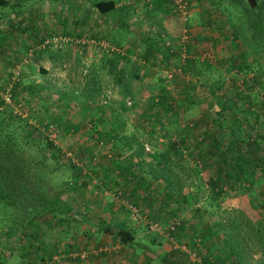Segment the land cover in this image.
<instances>
[{"label":"rangeland","instance_id":"374dc122","mask_svg":"<svg viewBox=\"0 0 264 264\" xmlns=\"http://www.w3.org/2000/svg\"><path fill=\"white\" fill-rule=\"evenodd\" d=\"M90 1L7 0L8 5L0 8V12L3 13L0 17V26L6 32L7 38L0 43V178L1 176L5 177V169L3 168L5 158L3 157L8 156L6 154H10L11 157L13 155L18 159L17 163L21 168L20 170H23V174L26 173L27 181L35 182L40 190L47 192L50 198L52 197L60 203L56 195L58 193H56L57 188H60V190L66 189L67 172L72 169L68 154L65 156V153H68V150L72 152L74 157L71 156L78 163L75 167L85 171L88 170V160L94 162L97 156L89 159L84 155H78V150L87 148V143H93L92 145L95 148L99 147L95 146L93 139L89 141L83 136L87 137L88 133L100 136V132L103 130L106 132L108 126H110V130L116 127L117 132H120L119 126L122 124V134L131 135L128 141L136 154L139 157L141 156L137 165L152 172L146 175V178L157 175L158 177L155 180L159 182V186L169 182V188L165 189L164 187L168 191H157L158 196L164 199L168 196L175 200L178 197L182 199L181 195L174 196L178 190L177 186H181L183 194L188 189V183H191L192 186L196 185L197 187L192 192L198 198L200 194L198 172L188 175L186 169L189 167L196 168L199 164V156H189L186 150L188 147L192 150L197 148L201 128L200 124H196L197 126L191 124L195 120L194 115L197 113L190 117L187 111L189 110V114H192L210 100L219 103L218 100H220L222 93L228 97L231 95L228 88L231 90V87L236 88L240 85L243 87V81L246 77L249 80L252 79L251 84L254 87L251 90H254L257 94L260 92L257 98L259 100L260 98L264 99V39L257 36L260 30L255 32L256 38L252 39L246 23L237 20L238 18H244L242 11L239 12L240 9L238 10L234 6L226 12L223 11L222 14L215 10V7H210V4L202 0H181L185 6L182 12L175 10L173 7L174 0H126L124 4L122 3V15L129 18L127 20L129 29L122 30V45H114L115 51L108 50L106 52L101 51V53L95 47L90 46L93 44V39L90 40L92 42H89L88 45L78 47L73 43L64 47L62 42L53 41L55 45L59 43V46L55 47L50 44L45 49L37 48L38 44L35 43L38 42L41 35L38 36L35 42V37L29 34L30 24L26 27L16 25L24 23L23 21H17V19L24 16V14L27 15L29 7H34V4L38 9H49L48 12L43 11L42 14L39 12L36 18H39L40 15H48V19L53 18V22H55V19L68 9L67 4L69 6L76 4L87 16ZM203 4L205 9H201ZM251 8H253V12H259L261 19L264 21V0H255V4ZM122 15H120V19H122ZM90 16L93 18L92 14ZM70 18H68V22ZM48 19L45 21L46 24H51ZM95 21L99 22L98 18H95ZM211 26H215V28L212 30ZM147 27L154 31L163 32L165 41L169 43L168 46L177 47L179 43H183L182 48L174 49L173 55H164L162 51L156 50L162 56L158 63L159 69L167 67V74L171 75L169 78L172 82L165 83L166 79L157 75L153 80L154 92H131V104L127 103L125 105L123 97L117 92L115 93V89L110 86L113 83V73L112 76L107 75V73L104 74L99 66L106 63L105 69H108L110 66L108 59L114 55L113 52H116L119 53V57L115 59V62L117 61V64L114 65L115 71L118 66L122 65V54L120 53L123 52L127 54H123L125 62L130 65L131 70L134 69V61L131 64L130 61L127 62L130 60L128 55L140 54L138 53L140 51L136 41L139 42L141 33ZM253 28L255 27L253 26ZM59 30L71 33L69 27H58L56 31ZM127 31H129L128 34ZM42 36L45 39L51 38L46 32ZM60 37L63 42H66L73 35ZM131 37L136 40L134 44L127 41ZM26 39L35 42L33 43V51H26L24 46L31 44L25 43L24 41H28ZM94 41H101L99 44L101 47L106 45L102 42V37L96 36ZM107 43L109 44V42ZM85 46L87 47L85 48ZM110 46L114 47L112 44ZM186 48L188 49L187 52ZM70 49L72 53H69V61L65 62L62 69L58 65H54L46 74L39 71L38 67H43L42 62L39 60L43 57V52L52 54L50 56L57 54V57L63 54L65 57L68 55L65 50L70 52ZM151 52L153 51L146 52L144 57H150ZM178 53L181 57L187 55V59L190 61V64L186 63L183 66L186 68L184 71L179 67ZM18 58L20 59L18 60ZM18 72L23 76L19 84L16 81ZM92 79H94V83H92ZM85 80L89 85L87 88L90 93H94L97 87L100 93L92 97L80 94L81 86H83ZM169 86H172V88ZM60 87H64V94L58 92ZM167 89L169 93H163V90L167 91ZM210 89H218L222 92L217 93L215 96L218 98L217 100L214 99V96L212 100L207 93ZM5 90H8L12 96L9 103H6L1 97ZM170 95L177 100L176 104L182 102V107H185V110L177 109L175 111L176 108H172L167 112V114L172 113L170 118L163 120L162 117L157 116V106L155 107L154 103L157 100V102L165 104L169 101L168 97ZM121 100L122 104L120 103ZM86 101L87 103L90 101L88 109V105L85 104ZM228 110L235 113L232 108L228 107ZM159 111L162 113L163 108H160ZM175 114H178L180 121H173L171 117ZM225 115L228 116V114ZM147 116L152 117L153 120H149ZM161 116L165 117L164 112ZM156 118H161L162 121L159 122ZM76 119L78 120L75 121ZM40 123H48L49 127L58 129L57 142H59V150L48 147L43 133L33 128ZM263 123L255 126L258 128L256 133L262 137H264ZM68 124L76 125L80 129L75 132L76 130L67 127ZM224 125L218 126V128L222 130L225 128ZM209 127L210 129L216 128L215 125ZM206 129L209 131L208 127ZM117 132L113 134L107 132V138L101 136L97 138L100 141L103 139V146L105 147L101 152L107 156L106 158L111 157L110 148H117V146L120 148L124 143L122 139L112 141ZM183 136L188 139L183 141ZM174 149L183 151L182 155H177ZM261 149H264V138L261 142ZM90 151L91 154L93 148H90ZM161 152L166 157L164 162L159 156ZM60 170L62 173H60ZM187 176L190 178L187 179ZM13 180L15 183L11 184L9 188H5V185L0 182V190L7 192L3 193L2 196L8 195V198L6 196L4 200L0 197V210L1 213L15 215V218L22 215V219L16 220L9 233L7 226H3L0 232V241L9 238L10 244L16 245L18 240L22 239L27 232L28 222L24 221L25 216H37V221H33L37 228L38 219L41 215L34 213L24 215L25 210L30 206L29 204L33 203L32 198L26 201V198L30 197L31 194L28 189L23 187V183L19 178ZM69 181L72 182L71 185H68ZM67 185L73 186L74 181L68 180ZM20 186H22L23 191H20ZM26 187L29 188L27 185ZM117 190L121 191L116 186L110 190L111 197L120 199L121 202L123 200L124 205H127L124 198L121 199V196L115 195ZM7 201L11 202V206L7 204ZM177 204L171 202L170 205L167 204L169 206L166 205L169 218L175 217L174 219H177L182 216V205ZM135 208L137 209L136 213H133L129 208L130 217H133L135 221L144 218L141 216L144 214L143 208H140L141 214L139 208ZM152 216L144 218L146 220L141 222L148 230L149 225L155 224V227L152 225V229H164L170 232L171 226L176 224V220L172 219L171 222H168V219L162 220ZM56 225L58 226V223ZM61 225L64 227V224L61 223ZM30 226L33 225L30 224ZM194 252L196 253V251Z\"/></svg>","mask_w":264,"mask_h":264},{"label":"crops","instance_id":"0c3cea01","mask_svg":"<svg viewBox=\"0 0 264 264\" xmlns=\"http://www.w3.org/2000/svg\"><path fill=\"white\" fill-rule=\"evenodd\" d=\"M94 1H90L87 16L76 4L71 6L67 4L68 9L63 11L62 15L55 19V22H53V18L48 19V15H40L39 18H36L39 12L42 14L43 11L48 12L49 9H38L34 4L35 8L29 7L27 11L29 15L24 14L17 19V21L24 23L16 25L26 27L30 24L29 34L35 37V42L41 35L37 43L28 39H26L28 41H24L25 43L40 44L45 39L42 35L46 32L50 37L73 35L66 42H63L62 39L57 41L62 42L64 47L70 43L75 44L74 42L77 41L83 43V46L88 45L93 39V44L90 46L98 49L100 53L108 50L115 51L112 42L108 44L102 40L106 44L103 47L105 49H103L99 46L101 41H94V37H102L105 31L109 32L116 29L121 21L124 23V29H129V25L127 26L129 18L122 15V3L124 4L126 0H112L114 7L104 13L96 11L93 7ZM70 2L74 3L73 1ZM90 14L93 15V18ZM120 15H122V20ZM69 17L71 18L68 22ZM95 18H98L99 22H94ZM46 19L51 24H46ZM56 23L59 24L56 25ZM58 27H69L71 33L56 31ZM14 35L16 36V34ZM81 39L85 41L82 42ZM120 39L122 40V35ZM121 40H119V44L122 45ZM127 41L134 44L136 40L131 37ZM136 43L140 51L138 53L141 56L135 54L133 56L128 55L130 60L126 58L130 64L134 61V69L131 70L130 65H127L124 60V55L127 54L120 53L122 54V69L124 70L122 86L127 87L130 93L154 92L153 80H155V76L164 77L165 83L172 82L169 78L171 75L167 74V67L159 69L158 63L162 59L161 54L152 48L151 51L153 52L150 53V57H144L147 47L140 41H136ZM58 44L53 45L57 47ZM75 46L77 45L75 44ZM65 52L68 53L65 57L63 54L62 56L58 55V57L57 54H54L53 56L56 57H53L50 56L52 54L43 52V57L39 59L43 67H38L44 69L42 74L48 73L54 65H58L62 69L65 62L69 61V53H72L71 49L70 52L68 50ZM146 58L147 60H145ZM106 66L105 63L99 68L104 74L107 73V75L112 76L109 70L105 69ZM113 76H115V71ZM110 86L115 89V93H118L116 91L117 84L112 83ZM87 87L89 85L85 80L81 90L79 89L80 94L82 92L90 94ZM241 87L242 85L236 88L241 89ZM236 88L231 87L232 91L228 88L229 94L232 95ZM63 91L64 87H60L58 90L61 94H64ZM207 93L211 99L214 96V99L217 100L218 98L215 96L222 92L218 89H210ZM82 94L85 95V93ZM90 101L88 103L86 101L85 104L88 105ZM258 101L261 103V108L264 107L263 99L260 98ZM220 105L217 101L210 100L192 114H189V110L187 111L190 117L197 113L194 115V121L199 120L198 124L201 128L198 141L202 144L195 150H191L193 152L191 156H199V164L196 166L199 176L198 189L200 190L198 198L192 192L197 188L196 185L192 186L191 183H188V189L183 192L182 199L178 197L179 201H177L178 199L175 200L169 196L164 199L158 196L157 191L166 188L164 189V185L159 186V182L153 180V176L146 178V175L150 174L151 171L137 165L141 156L139 157L133 148L125 146L119 149L110 148L111 157L106 158L107 156L101 152L103 149L93 147V143H87L88 147L78 150V155H84L89 159L97 156L96 160L94 162L88 160L89 169L86 171L79 167H72L67 172V181L73 180L74 185L68 186L66 181V189L57 188L56 191V193L58 192L56 195L60 201V208H65L66 212L54 211V215L50 216L42 211L37 228L33 222L37 221V216H25V220H23L28 222L26 235L24 237L21 235L23 238L18 240L16 245L10 244L9 238L0 241V264H190L189 262H193V264H264V168L262 167L261 171L258 169L250 175L251 170L245 165L238 168L234 162L231 165H225L220 161V158L224 156L230 158L236 155L238 147L236 145L238 137L234 133L227 132L225 125L230 126L237 122L246 132L245 130H249L251 126L261 125L264 118L260 114L257 118H253L247 114V111L240 112L236 109L237 105H232L233 110L236 109L235 113L225 109L220 116V124H225V128L221 130L216 126L211 130L209 126L217 124L214 122L217 114L212 111L218 109ZM89 107L88 105L87 109ZM247 107L249 106L243 108L247 109ZM184 108L181 107L180 110L183 111ZM176 115L178 116V114ZM173 121L175 120L173 119ZM178 121L180 120L175 122ZM74 128L75 132L80 129L76 125ZM119 129H122V124ZM107 132L111 134L117 132L116 127L110 130V126H108L107 131L103 130L99 135L107 138ZM118 133L120 132L115 134L112 141L122 139V130L120 134ZM87 135V137H83L89 141L100 138V136L90 133ZM186 139L188 138L183 136L182 140L185 141ZM90 148H93L91 154ZM245 149L246 146L243 145L240 151L246 157L249 152ZM186 170V174H193L192 167ZM60 173H62L61 170ZM188 178L190 177L187 176ZM115 186L121 189L122 196L120 198H124L127 205H124L123 200L121 202L120 199L111 197L110 190ZM6 196L8 198L7 194L1 198L4 200ZM171 202L182 205L181 217L169 218L166 205L168 203L170 205ZM7 204L11 206V202L7 201ZM129 205L139 208L140 214V208H143L144 214L141 216L144 218L153 215L154 218L168 219V222H171L172 219L176 220L175 223L179 224L175 226L172 233L164 229L148 230L144 224H141L142 220L146 219L140 218L135 221L133 217V219L130 217ZM26 213L32 214L25 210L24 215ZM21 219L22 215L15 218V215L1 213L0 210V232L3 226H7L9 233L16 220ZM164 222L166 223V221ZM3 223L5 224L3 225ZM61 223L64 224V227ZM219 226L220 228H218ZM229 226L232 237L236 238L237 241H232V252L227 253L220 249V246H222L221 241L226 228ZM39 227H41L40 230H38ZM125 231L129 236H123L124 240L122 241V233ZM210 231H212L211 235ZM213 244H215L214 249L211 246Z\"/></svg>","mask_w":264,"mask_h":264},{"label":"trees","instance_id":"16d2710c","mask_svg":"<svg viewBox=\"0 0 264 264\" xmlns=\"http://www.w3.org/2000/svg\"><path fill=\"white\" fill-rule=\"evenodd\" d=\"M202 1H205L206 3L210 4V7L211 6L215 7V10H217L219 13H222L223 11L226 12V10L236 6L238 8V10L240 9L239 12L242 11V13L244 15V18H242V19L238 18L237 20L246 23V25H247L246 27L250 31L252 39L256 38L255 32L258 30H260V32L257 36L260 37L261 39H264V21L261 19V15L259 12H253V8H251V6H249V4L246 2V0H202ZM7 5H8L7 0H0V8L6 7ZM171 5H172V3H171ZM93 7L96 9L97 12L104 13V12L112 9L114 7V3L112 0H95L93 3ZM201 9H205L204 4L201 6ZM2 15H3V13L0 12V17ZM116 22H118V20H116ZM116 24H118V23H116ZM253 26L255 28L252 29ZM211 28L213 30L215 28V26H213V27L211 26ZM122 30H125V29H124V23L121 21L118 24V27H116V29L111 30L109 32L105 31V34L102 36V40H105L107 42H112L113 45H120L121 46V44H119V40H121L120 36L122 35ZM128 32L129 31H127V34H128ZM164 37L165 36H163V32L161 33L159 30L154 31L153 29L147 27L143 31V33H141V35L139 37V41H140V43H142L144 46L147 47V52L153 48L155 50L162 51L164 53V55H173L174 49H176V48L181 49L182 48L183 43L182 44L179 43L177 47L176 46H168L169 43H167L165 41ZM6 39H7L6 38V32H4L2 27L0 26V43L2 41H5ZM121 42H122V40H121ZM166 43H167V45H166ZM75 44L77 46L83 45V43H81L80 41L75 42ZM0 46H1V44H0ZM25 46H26L25 47L26 51L33 50V44H27ZM40 47L41 46L38 43L37 48H40ZM45 48L46 47H44V49ZM184 48H185V46H184ZM103 49H105V48H103ZM187 50L188 49L186 48V52H187ZM113 54L114 55L108 59V62L110 64V66L108 67V70L111 74L112 73L114 74V72H113L114 71V65H115V63L117 64V61L115 62V59H117V57H119V53L113 52ZM178 57H179L178 58L179 67L181 68V70L184 71L186 68L183 66L186 65V63L190 64L189 59H187L188 56L182 55V57H181L180 53H178ZM19 59L20 58H18V60ZM39 71H41L43 73L44 69L39 68ZM123 75H124V70L122 69V65H120L115 70V76H113V81H114L113 83L118 85L116 91H118V94H120V96L123 97V99L125 101V105H126L127 103L131 104V101H130L131 100V98H130L131 93L128 91L127 87L122 86ZM21 77H23L22 74L20 72H18L17 77H16L17 78L16 81L18 84L22 80ZM251 77L254 78L253 76H251ZM92 80H93L92 83H94V79H92ZM251 80L252 79L249 80V78L246 77L245 81H243V87H241V89L242 88L243 89L241 90L240 88H236L235 92H233V94L229 95L228 97L224 93L221 94V96H220L221 98H220V100H218L219 101L218 104H221V105H220V107L218 106L219 108L215 109V111H214V113L216 112L215 114H217L215 116V119H214V122H217V124H215V126H217V127L222 126V124H220V121H221L220 116L222 115V113L225 109H228V107L232 108V105H234V106L237 105L236 109L240 112L247 111V114L251 115L253 118H257L259 116V114L261 116H263V118H264V107L261 108V106H260L261 103H259V101H258L259 99L257 98L258 94L256 92L255 93L251 92V88L254 87L251 84ZM94 91H95V93H90V94H88L87 92H82V93H85L89 97H92L93 95L100 93L98 87ZM163 93L167 94L168 92L163 90ZM168 99H169V101H167L165 104L157 102V100L154 103L155 107L157 106V109H156L157 110L156 113L158 114L157 116L162 117L163 120H165V118L166 119L170 118L172 113L170 112L167 114V112H169L172 108H176L175 109V111H176L177 109H181V107L183 105V104H181L182 102L176 104L177 100L175 98H173V96H171V95L168 97ZM263 102H264V99H263ZM120 103L121 104L123 103L122 100ZM247 105L249 107L251 106V108L250 109H249V107H247V109L243 108ZM160 108H163V112H164L165 117L161 116L163 112L162 113L160 111L158 112V110ZM145 115H146V113H145ZM147 118L149 120H151L152 117L147 116ZM171 118L174 119L175 121H177L179 119V116H177L175 114ZM162 119L156 118V120H158L159 122L162 121ZM216 119H217V121H216ZM200 121H202V120L200 119ZM198 122H199V120H196V122L192 121L191 124L196 125V124H198ZM31 125H33V124H31ZM48 125H49L48 123H40L37 126H34L33 128H36L38 131L40 130L41 133H43V136L45 137L44 139L46 141V145L48 147H50L52 149L59 150L60 148L58 146L53 145L52 141L48 140L46 138L47 136L42 131L43 130L42 128H45ZM225 126L227 128V132L234 133L236 136H238V138L236 139V145L238 147L236 150V155H234L233 157L229 156L230 158H227L225 156L223 158H220L221 163L225 164V165H231V163L234 162L235 166H237L238 168L245 165V167L250 168V170H251L250 175H252V172L257 171L258 169H259L258 171H261V168L262 167L264 168V149H261V142H262V139L264 137H262L260 134L258 135L256 133L258 128H256L255 126H251L249 131L246 129L245 130L246 132H244V130H242L241 126L237 122H234V124H232L230 126L229 125H225ZM67 127L69 129L73 130L74 125L68 124ZM74 130H75V128H74ZM121 130L122 129H120V133H121ZM248 132L250 133L249 136H248ZM120 133H118V134H120ZM123 135H125V136H123ZM247 136H248V138H247ZM130 137H131V135L128 136L127 134H122V140L124 143L121 146H125L127 148H132L131 143L128 141V138H130ZM93 142H94L95 146L99 147V149H104L105 146H103L104 145L103 140L100 141L99 139H95ZM201 144H202V142L198 141L196 147H200ZM243 145L246 146L245 150L249 152V154L246 155L247 159L244 156V154H242V152L240 151L241 147L243 148ZM117 148L119 149L118 146H117ZM120 148H122V147H120ZM191 150L192 149L190 147H188L186 150L188 152L189 156H191L193 154V152ZM182 152L183 151H181L180 149L175 150V153L177 155H179V154L182 155ZM6 155H8V156L3 157V158H5V160H4L5 162H3V165H4L3 168L5 169V171H4L5 177L3 178V176H1L0 182L5 185L4 186L5 188H9L11 186V184L15 183V181L13 179H18V178L20 179V181L23 183V187L28 189L29 193L31 194L30 197L26 198V201L28 199H31V198L33 201V203L29 204L30 205L29 208L26 209L28 212L34 213V214H40L43 211V212H46V214H48L50 216L54 215V211H57L58 213L66 212L65 208H63V209L60 208V204H59V202L56 201V199H53L52 197L50 198L48 196L47 192L40 190V187L35 182L27 181L26 173L23 174L24 173L23 170H20L21 168L18 166L17 157H15L13 155L11 157L10 154H6ZM159 156H160V159L162 160V162L166 161V157L164 156V154L162 152L159 154ZM69 163L72 167L76 166L72 162H70V160H69ZM197 170H198L197 168H192V171L194 174H196ZM153 177H154L153 180H155V179H157L158 176L154 175ZM28 182H31V183H28ZM26 185L29 186V188H27ZM0 186H1V184H0ZM14 186H16V185H14ZM20 187H21L20 191H23L22 186H20ZM164 187L166 189H167V187L169 188V182L166 183L164 185ZM177 189L178 190H177V192H175L174 195L183 196V194L181 192V186H177ZM3 193H7V192H5V191L2 192V190H0V197H3L2 196ZM14 194L16 197V192ZM21 194H22V192H21ZM120 196H122V191H121L120 195H118V197H120ZM178 224L179 223L173 224L171 226V230L169 233L174 232L175 226ZM229 227L226 228V232L223 235L222 241H221L222 246H220V249H222L223 251H226L227 253L232 252V250H231L232 241H237L236 238L232 237L231 230H229L230 229ZM218 228H220V226ZM224 230H225V226H224ZM211 232L212 231H210V235H211ZM123 236H129V234L125 231L122 233V238H123ZM123 240H124V238L122 239V241ZM211 246L214 249L215 244H213ZM189 263L193 264V262H189Z\"/></svg>","mask_w":264,"mask_h":264},{"label":"built area","instance_id":"2783aa9c","mask_svg":"<svg viewBox=\"0 0 264 264\" xmlns=\"http://www.w3.org/2000/svg\"><path fill=\"white\" fill-rule=\"evenodd\" d=\"M173 7L175 8V10L182 12L185 6H184L183 2H181V0H174ZM58 40H61V37L47 38V39L43 40V42L41 44V48L44 49V47H48L50 44H54L53 41H58ZM102 47H105V45H102ZM16 80H17V78H16ZM1 97L6 103H9L12 99L11 93L8 92V90H5ZM42 129H43L42 131L44 132V134L47 136L46 138L48 140L52 141L53 145L58 146V144H59V142H57L58 129L57 128H51L49 126H46L45 128H42ZM66 154H68V157H69L68 159L70 160V162H72L74 165L77 166L78 163L73 158L74 155L72 154V152L68 150V153H65V156H66ZM71 184H72V182L69 181L68 185H71ZM120 193H121V191L117 190L115 192V195L118 196V195H120ZM128 207L132 210L133 213L137 212V209L134 206L129 205ZM152 225H154L153 227H155V224H152ZM152 225H149V229H152Z\"/></svg>","mask_w":264,"mask_h":264},{"label":"water","instance_id":"95a60500","mask_svg":"<svg viewBox=\"0 0 264 264\" xmlns=\"http://www.w3.org/2000/svg\"><path fill=\"white\" fill-rule=\"evenodd\" d=\"M249 6H254L255 0H246Z\"/></svg>","mask_w":264,"mask_h":264}]
</instances>
